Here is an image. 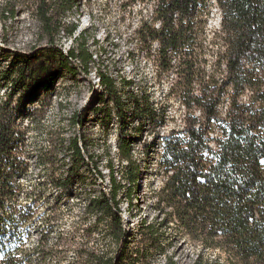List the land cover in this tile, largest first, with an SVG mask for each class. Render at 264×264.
<instances>
[{"label":"trees","instance_id":"1","mask_svg":"<svg viewBox=\"0 0 264 264\" xmlns=\"http://www.w3.org/2000/svg\"><path fill=\"white\" fill-rule=\"evenodd\" d=\"M149 1L127 0L121 8ZM153 2L152 22L158 26L149 27L144 20L139 33L146 45L157 44L164 70H171L174 61L176 74L191 77V83H195L197 77H205V68H202L197 52L201 50L203 35L209 30L213 8L220 13L219 27L212 31L209 41V51L214 52V64L206 82L210 87L195 99L207 117L206 130L200 132L191 126L186 130L187 137L166 138V171L171 175L157 197L158 210L170 208L165 212L168 218L165 222L175 220L178 228L204 247L226 250L241 264H264V110L231 106L234 110L222 118L219 106L223 87L218 88V70L223 57L227 58L226 68L235 83L251 72L264 71V0ZM17 6L10 4L6 11L8 15L13 17ZM75 6L76 0H36L41 34L48 46L31 55H13V64L18 68L14 80L8 83L7 102L0 100V264H49L56 256L48 247L50 235L40 239L38 248L29 250L30 236L24 229L28 222L25 212L21 208L7 210L8 205L18 201L23 192L21 182L29 173L25 157L26 129H18L27 106H12L11 100L19 97V104H22L32 87L44 85V73L51 82L62 68L68 66L74 73L90 74L89 65L94 61V55L87 47L85 32L79 31V24L64 26L62 21ZM61 32L75 43L67 54L55 45ZM98 76L103 88L98 97H107L108 101L105 117L111 119L114 109L122 132L128 119L138 121L139 126L145 120L155 128L163 125L164 117L158 118L157 112L150 107L148 96L140 97L129 90L127 96L133 106L129 112L117 82L103 72H98ZM121 84L123 89L133 86V82L125 79H121ZM96 111L100 112L101 108ZM78 125L81 126L80 121ZM134 141L129 135L120 137L117 142L120 160L129 165L134 164ZM64 143L57 142L52 150L42 152L41 163L54 167L57 164L55 150ZM68 150L71 152L70 169L53 182L62 193L71 191L82 166L89 164L84 154L85 145L79 137L69 142ZM95 170L102 177L97 167ZM137 173L136 170L131 175L135 184ZM111 182L110 195L104 192L89 200L86 210L95 215V220L87 232L92 236L104 226L116 246L118 257L111 258L97 248H88L90 242L86 239V243L77 249L73 264H149L150 255L167 250L160 235V227L165 224L157 226L144 220L139 228V244L131 246L117 200L120 186L114 177ZM130 199L129 205L133 206ZM167 264L176 263L169 259ZM194 264L205 262L198 256Z\"/></svg>","mask_w":264,"mask_h":264},{"label":"rangeland","instance_id":"2","mask_svg":"<svg viewBox=\"0 0 264 264\" xmlns=\"http://www.w3.org/2000/svg\"><path fill=\"white\" fill-rule=\"evenodd\" d=\"M126 1L76 0V6L62 21L64 26L79 24V31L85 32L87 47L94 55V61L89 65L90 74L74 73L68 66L58 72L52 83L44 73V85L32 87L22 104H19V97L11 100L12 106H27L18 129H26L25 157L29 173L21 182L23 192L18 201L8 205L7 210L21 208L25 212L28 222L24 229L25 234L30 236L27 244L29 250L38 248L40 239L50 235L48 247L56 256L49 264L76 262L77 249L86 243V239L90 242L88 248H97L107 256L116 258L118 251L104 226L92 236L88 235L87 230L95 215L86 210L91 198L99 197L104 192L111 194V178L114 177L120 186L117 200L131 246L139 244V228L143 220L157 226L165 224L160 227V235L167 244V250L150 255L149 264H167L169 259L176 264H194L198 256L203 258L205 264H241L226 250L204 247L178 228L175 220L166 223L168 218L165 212H169L170 208L158 210L156 204L160 191L165 188L171 175L166 171V138L187 137L186 130L191 126L200 132L206 130L207 117L203 109L196 105L195 99L210 87L206 82L214 64V52L209 51V41L212 31L219 27L220 13L213 8L209 30L203 35L201 50L197 52L202 68H205V77H197L195 83H191V77L176 74L174 61L171 70H164L157 44L146 45L139 33L144 20L149 27L158 26L152 22L154 0L122 9L121 5ZM10 4L18 5L13 17L6 12ZM71 40L65 32H61L55 45L68 52L75 47ZM47 46L48 41L41 34L37 18L36 0H0L2 102H7L8 83L14 80L18 68L13 64V55H31ZM214 50L218 51L216 48ZM226 63L227 58L223 57L218 70V88L223 87L220 116L225 118L228 111L234 110L231 106L264 110V71L251 72L235 83L232 81L234 79H230ZM98 72L106 73L117 82L123 99L128 103L129 112L133 108L127 96L129 90L140 97L148 96L150 107L157 112L158 118L164 117L163 125L155 128L145 120L139 126L138 121L128 119L122 132L114 109L111 119L105 117L108 101L107 97H98L103 91ZM121 79L133 82V86L123 89ZM185 102L190 105L187 106ZM98 108H101L100 112L96 111ZM110 108L113 106L110 105ZM129 135L135 140L133 165L120 160L117 147L119 138ZM75 137H79L81 144L85 145L84 154L89 164L82 166L71 191L62 193L53 182L70 169L71 152L68 146ZM60 141L65 143L55 150L57 164L51 167L41 163L42 152L52 150ZM89 157L94 160L91 161ZM95 167L102 177L95 172ZM136 170L135 184L131 175ZM130 197L133 206L129 205Z\"/></svg>","mask_w":264,"mask_h":264},{"label":"bare ground","instance_id":"3","mask_svg":"<svg viewBox=\"0 0 264 264\" xmlns=\"http://www.w3.org/2000/svg\"><path fill=\"white\" fill-rule=\"evenodd\" d=\"M65 52V54H67V51L66 50H63Z\"/></svg>","mask_w":264,"mask_h":264}]
</instances>
